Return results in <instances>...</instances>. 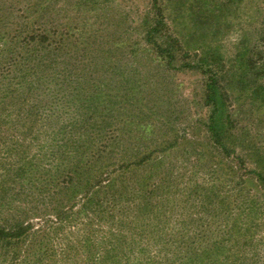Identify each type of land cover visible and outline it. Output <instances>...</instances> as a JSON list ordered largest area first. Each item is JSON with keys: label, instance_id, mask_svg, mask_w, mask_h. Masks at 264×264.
Segmentation results:
<instances>
[{"label": "rangeland", "instance_id": "1", "mask_svg": "<svg viewBox=\"0 0 264 264\" xmlns=\"http://www.w3.org/2000/svg\"><path fill=\"white\" fill-rule=\"evenodd\" d=\"M0 25L2 55L27 49L0 55V97L38 103L12 134L30 156L0 146V264H205L244 221L264 239V0H0ZM206 68L235 152L208 130ZM256 244L242 264H264Z\"/></svg>", "mask_w": 264, "mask_h": 264}, {"label": "trees", "instance_id": "2", "mask_svg": "<svg viewBox=\"0 0 264 264\" xmlns=\"http://www.w3.org/2000/svg\"><path fill=\"white\" fill-rule=\"evenodd\" d=\"M154 4H157V0H153ZM162 22V21H161ZM161 22H159L155 27L154 30H156L157 32V28L158 26L161 24ZM3 29H5L4 27H1L0 25V41L2 42L4 40L5 37V33L4 31H2ZM150 29L148 31V33H150ZM30 37H34V35H30L28 36V38ZM35 38V37H34ZM150 42H152V44H154L155 46H159L160 49L162 46H160L159 44V40L157 38V36H154L153 39L149 38ZM165 48H163L161 51H163ZM10 50L9 55H10V59L16 55L18 53L19 50H25L27 51V49H19V48H12L11 49H7ZM7 50H3L2 53L3 55L0 53L1 56H6V61L9 59L8 58V54H5L7 52ZM168 51V50H166ZM171 52V50H169ZM166 52L168 54H170V52ZM19 55H22L21 52H19ZM4 62V58H2V64ZM199 63V64H198ZM198 63H186L184 64L186 67L188 68H203L205 66L204 63H201V61H198ZM0 65H1V61H0ZM45 65L47 64H43L42 67H45ZM46 68V67H45ZM208 71V73H210V75L207 78V84L205 87V90L207 92L206 94V100L209 102L211 109H210V115H209V122H208V130L212 135V138L214 139L213 141L224 151V152H230L231 149L227 143H226V139L227 137H229L230 132H231V127H232V118L230 113L228 112V105H227V99L228 97L221 92L220 90V85H219V76L217 71H213L212 68H206ZM18 71V70H16ZM32 71L28 70L22 74L20 81H24V82H28V79L31 75H32ZM3 88L6 90V84L2 85ZM84 94H88L89 91H85L82 92ZM89 97V95H88ZM19 110L20 113H19ZM4 111H10L12 112V115H16L17 119L13 118L12 115L11 117L5 122L4 119L1 118V114H3ZM21 114V115H20ZM38 118V103L33 100L32 102H11L10 100H5L4 97H0V146H2L3 148V152L6 154H9L11 151L14 152V157L16 156L17 159L23 160V158L25 156L29 157L30 154V149L32 148L31 145L27 144L26 141L24 142V137L22 139H20V137L15 138L12 134L15 132L20 133L21 135H25L24 132L22 131V128L25 129V125H30L32 123H34ZM13 120L17 121V129L15 130H10L6 127H11L12 128V124H13ZM21 120L22 123L21 124ZM31 128V127H29ZM233 147V146H232ZM233 151L235 152L236 150L233 149ZM2 162V161H0ZM24 162V160H23ZM8 164H12L11 163H6L4 162L3 164V168L7 169V166H9ZM13 165V164H12ZM23 165L25 167H29V164L27 163H23ZM264 171V167L262 168ZM264 173L259 172L258 176L260 180H264ZM4 184V183H3ZM3 187L5 186H1V188L3 189ZM103 192V198L107 199L108 196L106 195V191H102ZM252 203V201H251ZM253 203L255 204V201H253ZM56 216L58 217V219L60 220L61 223H63L64 219L66 220L65 217H63L60 213L56 214ZM15 226H17V224H15ZM3 227V228H2ZM0 227V236L1 237H9V239H11L14 236V233H7L5 232L4 226ZM257 228L259 227V225H254V224H250L246 221L241 222V224L237 227L236 230H227V233L230 234V236L235 235L236 233L238 235H241L243 239L239 240L238 239L234 242L230 241L229 239H223L219 242H213V248H208L207 249V255L202 256V260L205 261L206 258L208 259V261L205 262V264H213L211 262L216 260V257H218L219 254H221L223 252V250L227 247V245H229L231 243L232 247L235 246L236 248V258L235 260H231L230 264H242L243 262V258L241 259L242 255H243V249H245L244 247H246V245L251 244V249L252 252L251 253H257L255 248L258 246L256 243L257 242H261L263 246H260L263 250H264V239H260L256 242H254L253 240V235H254V231L253 228ZM62 228V224H58L56 230H59ZM16 230V229H15ZM56 232V231H55ZM22 235V234H19ZM230 236L228 238H230ZM260 244V243H259ZM30 249H33L35 247L34 244H30L28 246ZM195 254V253H194ZM220 258V257H219ZM198 259H201V256H197V257H189L188 260L190 263L194 264L196 263V261ZM33 263H35V260L33 261ZM220 264H225L224 259L220 258Z\"/></svg>", "mask_w": 264, "mask_h": 264}]
</instances>
